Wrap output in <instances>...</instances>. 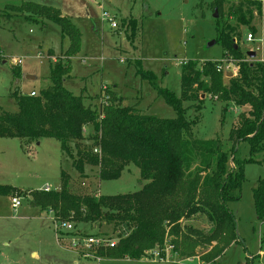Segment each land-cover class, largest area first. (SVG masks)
Masks as SVG:
<instances>
[{
	"label": "rangeland",
	"instance_id": "1",
	"mask_svg": "<svg viewBox=\"0 0 264 264\" xmlns=\"http://www.w3.org/2000/svg\"><path fill=\"white\" fill-rule=\"evenodd\" d=\"M29 1L60 9L79 29V50L70 60V73L64 86L73 94L82 95L86 105L97 107L98 95L106 89L110 91L107 96L122 98L125 107H134L144 115L175 119V110L141 78L139 69L153 73L161 88L180 97L182 65L189 60L199 64L219 62L224 55L221 43L217 42L216 29V20L222 12L218 10V18H215L214 0H0V108L6 112L18 111L11 96L13 92L30 94L34 91L38 95L51 84V64L58 59L65 60L64 53L70 46L58 25L44 19L45 25L32 23L7 10ZM237 1L230 0L231 3ZM260 1L261 15L249 26L241 27V37L235 45L243 52H256L253 61L264 62V0ZM228 2L224 0V10ZM106 14L114 17L116 29L104 18ZM123 19H126L124 26ZM133 19L135 32L132 31ZM249 34L254 37L252 41H247ZM213 41L216 43L210 45ZM13 60L22 63L15 66ZM247 60L251 61L248 57ZM221 66L226 78L235 75V61L221 62ZM14 70L19 71L17 76ZM183 107L189 120L198 121L192 128L194 139L219 138L224 151L231 153V131L239 127L240 114L248 113L249 106L225 105L218 97L207 93L201 94L197 102H184ZM236 151L240 160L250 157L246 142H239ZM255 159L258 163L244 165L245 180L236 194L239 199L226 203L235 219L237 243L224 246V251L217 250L213 255L216 249L212 247L216 242L204 241L212 224L206 216L196 215L182 222L183 233L195 242L187 244L186 240H178L179 249L191 254L188 257H199L201 264H248L249 258L251 264H264V221L257 219L253 199L258 180H264V153ZM84 171L86 176L82 178L71 161L65 159L55 139L28 142L0 138V186H10L23 193L0 195V264H98L94 259L82 258L77 249L71 247V236L78 231L113 235L111 226L97 229L74 223V231L60 229L58 237L52 219L54 213L40 211L30 201L33 192L42 191L46 186L51 191H60L62 172L68 180L64 188L78 196L132 194L141 189L140 172L134 166L115 180H100L99 170L94 166H86ZM14 199L21 202L19 207L14 206ZM190 227L198 232H189ZM224 240V245L230 241ZM103 258L108 260L100 264H150Z\"/></svg>",
	"mask_w": 264,
	"mask_h": 264
},
{
	"label": "trees",
	"instance_id": "2",
	"mask_svg": "<svg viewBox=\"0 0 264 264\" xmlns=\"http://www.w3.org/2000/svg\"><path fill=\"white\" fill-rule=\"evenodd\" d=\"M224 10V0H214L213 6L222 12L216 20L217 42L224 55L222 61L198 63L189 60L181 69V96L161 88L157 77L141 68V78L148 81L158 96L176 112L175 119H163L139 113L134 107L122 105V98L101 91L98 106L86 105L82 95L65 88L71 58L80 46V32L60 9L24 2L10 6L8 12L22 16L32 23L44 20L58 25L62 36L70 41L64 59L50 67L51 84L36 96L13 92L18 111L10 113L0 108V138H18L39 142L51 138L60 143L65 159L84 178L86 166L98 168L100 180H115L131 166L139 169L141 189L132 194L113 196H78L65 189L67 175L62 172L60 191L33 192L31 203L40 211L50 210L54 218L84 223L92 228L111 226L120 237L114 249L101 250L107 258L139 261L166 244L173 253L188 257L179 249V241L193 244L194 239L183 233L182 222L196 215H204L212 224L207 244L224 251V246L237 243L234 216L226 207L229 200L239 199L244 177V165L258 163L255 157L264 153V62L247 60V52L236 47L241 27L261 15L260 0H238ZM44 19V20H43ZM126 19H123L124 26ZM135 19L132 31L135 32ZM235 61L237 72L226 78L218 67L221 62ZM139 66V63H138ZM14 76L19 71H13ZM105 93V94H104ZM212 93L225 105L249 106L240 114L239 127L231 131V153L223 149L219 139L196 140L192 128L196 120H189L184 102H197L201 94ZM86 132L88 134H86ZM239 142L249 146L250 157L237 158ZM98 150V153H94ZM65 181V182H64ZM64 188V190H62ZM23 194L16 188L0 186V195ZM257 219L264 221V180L259 179L253 190ZM188 231L197 233L192 227ZM102 234V233H101ZM170 238V239H169ZM228 238V243L223 240ZM225 241V240H224ZM185 243V242H184ZM192 251V250H190ZM248 264H251L249 258Z\"/></svg>",
	"mask_w": 264,
	"mask_h": 264
},
{
	"label": "built area",
	"instance_id": "3",
	"mask_svg": "<svg viewBox=\"0 0 264 264\" xmlns=\"http://www.w3.org/2000/svg\"><path fill=\"white\" fill-rule=\"evenodd\" d=\"M104 18H107L112 22V29H116L118 27L117 23L114 22V17L110 18L108 14L105 15ZM254 39L252 34L247 36V41H252ZM15 66L21 65V60H13L12 61ZM224 63V62H223ZM229 64V63H228ZM219 71H223V67L220 65L218 67ZM234 73L236 74L237 69H234ZM106 90V89H105ZM105 90H102L105 92ZM105 94V93H104ZM30 96H36V93L32 91ZM108 96H105L104 102H106ZM94 153H98V150H94ZM45 191H50L49 187L44 189ZM14 206L19 207L21 202L19 200L14 199ZM56 225V231L58 233V237L60 236V229H65L67 232L74 231V223L71 221L62 222L54 217L52 218ZM61 239V238H60ZM59 239V240H60ZM71 247L77 249L78 253L81 255L82 258L85 259H94L98 263L102 262L104 259L102 256L99 255V251L101 250H110L117 247L118 242L120 241V237L117 234H85L81 231L75 232L71 236ZM173 247L166 244L162 250L156 249L151 251L145 260L146 262L153 263V264H201V260L199 257H187L181 259L179 254L173 253ZM129 259V257L125 258Z\"/></svg>",
	"mask_w": 264,
	"mask_h": 264
},
{
	"label": "water",
	"instance_id": "4",
	"mask_svg": "<svg viewBox=\"0 0 264 264\" xmlns=\"http://www.w3.org/2000/svg\"><path fill=\"white\" fill-rule=\"evenodd\" d=\"M215 18H218V9H215ZM216 42L213 41L212 43H210V45H214ZM237 49V46L235 47ZM247 57L251 60L256 58V53L253 51H249L246 53ZM228 77L232 78V74L228 75Z\"/></svg>",
	"mask_w": 264,
	"mask_h": 264
},
{
	"label": "crops",
	"instance_id": "5",
	"mask_svg": "<svg viewBox=\"0 0 264 264\" xmlns=\"http://www.w3.org/2000/svg\"><path fill=\"white\" fill-rule=\"evenodd\" d=\"M262 23V22H261ZM254 52V51H253ZM256 53V52H255ZM256 57H257V54H256ZM257 60H259V61H262L261 59H257ZM37 94V93H36ZM62 153V152H61ZM86 176V175H85ZM46 187H49V186H46ZM45 187V188H46ZM45 188H43L42 190H44ZM49 189H51L50 187H49ZM61 189V186H60V188H59V190ZM41 191V190H40ZM51 191V190H50ZM54 191V190H53ZM102 196V195H101ZM104 260H108V259H103L102 260V262L104 261ZM118 260V259H117ZM117 260H115V261H117ZM123 260H126V261H130V259H123ZM131 261H134V260H131ZM138 262H146L145 260H139ZM101 263V262H100ZM100 263H98V264H100ZM146 263H149V262H146ZM150 264H153V263H150Z\"/></svg>",
	"mask_w": 264,
	"mask_h": 264
}]
</instances>
